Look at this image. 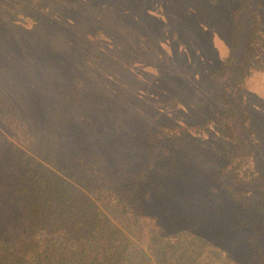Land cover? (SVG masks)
Instances as JSON below:
<instances>
[{"label": "trees", "instance_id": "1", "mask_svg": "<svg viewBox=\"0 0 264 264\" xmlns=\"http://www.w3.org/2000/svg\"><path fill=\"white\" fill-rule=\"evenodd\" d=\"M50 1L19 0L21 5L31 8L32 11L26 14L36 15L34 26L23 30L11 21L14 14L8 23L3 21L2 16L9 4L0 0V62L4 57L11 63L9 58H14L12 52L18 50L17 46L29 50L32 45L47 44V47L45 44L41 46L46 49H35L42 51L44 56L21 61L18 75L5 74L7 86L18 87V97L26 104L21 111L16 110L18 107L12 102L13 97L5 93L9 89L0 88V264H153L131 233L121 225L146 212L157 214L159 219L163 206L167 210L164 211L165 221L173 223L176 217L170 216L171 209L180 204L183 208L186 206L176 189L181 182L180 176L184 185L193 182V176L202 182L197 164L207 169L212 167L203 156L199 157L197 164L189 156L186 162H180L176 148L185 146L189 151L190 147L198 148L207 156L210 150L205 148L211 145L202 136L204 132H211L210 124H214L228 145L217 177L212 176L214 183L220 184L214 187V192L221 193L219 195L226 200L238 201L247 211L254 209L262 213L264 127L259 118L264 120V111L261 114L251 109L245 80L256 66L264 68L263 0H238L237 7L230 14L229 55L207 72L206 77L200 76L201 80H209L214 85L217 90L215 103L220 108L209 117L184 125L173 120L153 125L147 133L145 158L134 170L126 169L124 156L127 154L120 158V153L116 152L119 149L116 136L107 138L105 131L99 142L85 131L91 123L84 115L72 121L70 112L58 113L62 107L67 108L68 98L74 97L75 92L69 73H62L65 63L57 65L63 59L56 64L55 52L51 49V54L48 48L55 42L51 38L53 27L67 26L74 19L71 16L69 19L56 18L42 3L50 2L77 11L82 16L79 20L86 23L88 14L85 11L88 10L83 8L82 2L94 4L98 0ZM211 2L216 6V0ZM177 16L182 23L183 13ZM140 19L152 25H162L160 20L144 13ZM161 78L165 79L159 73L154 85ZM169 79L176 83L187 81V87L193 90L191 79ZM64 87H70V92L65 94ZM21 93L24 97L20 96ZM206 94L202 95L197 108L201 104L207 107L209 93ZM162 95L167 100V109L174 110L173 114L179 112L183 103L180 96L169 90H164ZM128 102L118 101L117 116L122 114L120 109ZM51 110L58 113L56 117H52ZM29 111L31 122L27 117ZM231 116L232 121H228ZM239 121L244 125L242 131ZM49 125L55 126V132L47 129ZM69 125H74L79 132L74 135L58 133L62 126ZM126 129L121 134L124 138L133 142L138 139ZM180 139H185L186 143L179 145ZM162 159L174 165L171 169L174 178L166 179L164 185L161 178L160 187L151 179L156 171L159 174L158 165ZM185 172L188 176L183 174ZM204 173L208 175L205 170ZM223 178L231 184H225ZM234 184H244L245 187L236 190ZM155 185L158 190L153 189ZM139 192L141 197L136 199L135 193ZM201 201L205 203L203 199Z\"/></svg>", "mask_w": 264, "mask_h": 264}, {"label": "rangeland", "instance_id": "2", "mask_svg": "<svg viewBox=\"0 0 264 264\" xmlns=\"http://www.w3.org/2000/svg\"><path fill=\"white\" fill-rule=\"evenodd\" d=\"M211 1L98 0L95 5L83 1V8L88 10L85 11L88 14L85 16L86 23L79 20L82 16L77 11L66 7L63 9L50 4L51 1L43 2V7L51 9L54 17L69 19L71 16L74 19L67 26L53 27L51 38L55 42L48 48L51 54V49L55 52L53 57L56 64L63 59L57 65L65 63L66 68L62 73H69L75 92L74 97L69 96V105L67 108L62 107L59 115L70 112V115L73 114L72 121L84 115L86 121L91 123L85 131L99 142L103 140L101 133L105 131L107 138L116 136L119 146L116 152L120 153V158L122 154H127L124 156L127 160L126 169L132 170L145 158L147 133L153 125L170 120L184 125L198 118L209 117L216 108H220L215 103L217 90L209 80H201L200 76L206 77L207 72L229 55L230 14L238 5V0H216V6ZM5 4H9V9L2 16L3 21L8 23L14 14L11 21L15 26L23 30L34 26L36 15L25 13L32 11L31 8L21 5L19 0H5ZM181 12L184 16L182 23L177 16ZM142 13L160 20L162 25L146 23L140 19ZM262 13L264 22V0ZM42 44L47 47L45 42H41L38 47L32 45L29 50L17 46L18 50L12 52L14 58H9L11 63L1 57L0 88L9 89L5 93L13 97L11 99L17 103V111H21L26 104L18 97V87L7 86L5 74L14 77L22 68L21 61L44 56L42 51L35 50L46 49L41 47ZM159 73L165 79H160L162 84L159 81L154 85ZM176 77L191 79L189 82L193 90L187 87V81L176 83L169 79ZM245 87L249 92L251 109L262 114L264 68L256 66L246 78ZM164 90L176 92L180 96L183 103L178 108L179 112L173 114L174 110L167 109V100L162 95ZM64 92L69 93L70 87H64ZM206 92L209 93L207 107L201 104L197 108V104L202 102V95H207ZM20 96L24 97L23 93ZM119 100L129 102L123 104L120 109L122 114L117 116L115 109ZM39 109L42 110L40 106ZM41 112L44 113V110ZM99 112L103 114L99 115ZM50 114L52 117L57 115L53 110ZM29 115L30 111L27 117L31 122ZM232 118L228 121H232ZM259 122L264 127V120L259 118ZM48 127L55 132L54 125ZM239 127L242 131L244 125L240 121ZM125 128L131 135L136 134L138 139L133 142L124 138L121 134ZM61 129L58 133L69 132L74 135L79 132L74 125L62 126ZM210 129L211 132H204L202 136L211 145L205 148L210 150L207 156L198 148L190 147V151L185 146L176 148L180 162H186L189 156L197 164L199 157L203 156L212 167L207 169L197 164L198 169H201L198 174L203 181H196L193 176V182L187 180L189 184L185 185L188 186L183 184L184 179L180 176L181 182L176 189L186 206L183 208L175 200L180 205L171 209L170 216L176 217L173 223L165 221L164 211L167 210L163 206L159 219L157 214L146 212L121 225L131 233L153 264H264V208L262 213L254 209L247 211L238 201L226 200L219 195L221 193L214 192V187L220 184H215L212 176L217 177L228 145L214 124H210ZM180 140L179 145L186 143L185 139ZM173 166L169 160L162 159L158 165L159 174L156 171L151 180L160 186L159 181L163 178L164 185L166 179L174 178L171 175ZM183 174L188 176L186 172ZM222 181L231 184L226 178ZM233 186L236 190L245 187L244 184ZM158 188L157 185L153 187L154 190ZM140 197V192L135 193L136 199Z\"/></svg>", "mask_w": 264, "mask_h": 264}]
</instances>
